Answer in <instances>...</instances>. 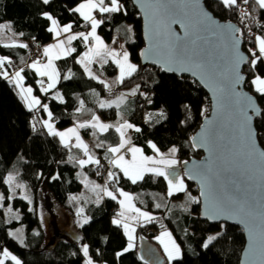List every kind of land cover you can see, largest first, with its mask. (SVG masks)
I'll use <instances>...</instances> for the list:
<instances>
[{
  "label": "trees",
  "instance_id": "1",
  "mask_svg": "<svg viewBox=\"0 0 264 264\" xmlns=\"http://www.w3.org/2000/svg\"><path fill=\"white\" fill-rule=\"evenodd\" d=\"M82 2L84 0H50L44 4L43 0H0V24L10 23L25 45L34 42L43 47L54 40L53 33L48 31L51 22L45 18V13L52 15L61 27L71 24L77 33L89 28V23L73 11ZM104 2L105 6L110 5V0ZM119 3L123 6L119 12L100 16L97 10L96 14L106 19L99 27L104 40L112 43L116 36L120 42L125 40L130 58L137 65V71L123 82H118L119 68L112 61L93 65L98 79L88 76L77 63L87 48L82 39L74 42L72 55L57 62L59 82L54 90L43 94L37 81L27 78V83L41 98V105L33 111L28 110L14 88L0 75V195L4 197L0 202V253L8 250L21 264H86L88 258L83 255L82 247L87 245L93 264H149L141 258V242L136 243L134 250L124 251L129 244L128 237L122 226L112 223L119 217V203L104 196L102 191H91L93 185H99L101 189L110 187L117 195V189L131 194L137 209L154 215L152 221L139 226L138 232L140 238L157 247L162 264H240L246 245L244 231L236 226L203 221L199 215V190L185 175L187 189L175 195L168 194L164 177L155 174H147L132 183L114 171L115 179L109 181L107 176L103 180L95 171V164L81 168L73 151L65 147L59 137L50 136L43 126L48 116L43 105L48 106L58 130L81 119H91L93 115L103 122L120 123L124 119L140 129L139 132L133 129L131 140L148 155L155 153L149 147L151 142L163 154L175 147L181 168L191 159L203 156L193 146L192 138L210 113L208 94L190 78L168 75L141 64L140 54L145 43L140 13L132 0H119ZM206 7L219 20L235 23L240 29L243 51L250 56L244 68L247 90L262 109L255 126L264 149V96L257 93L251 83L257 75L264 78V59L253 69L249 52L256 49L255 37L264 38V9L256 0H248L247 4L237 0V5L232 7H225L221 0H207ZM255 16L260 19L259 25L254 22ZM0 56L11 61V64L6 63L10 73L32 59L27 47L6 46L1 42ZM69 74L71 78L65 79ZM135 87H139L137 95L120 108L99 107V101L109 102ZM58 91L62 93L63 103L53 99ZM99 154L97 160L104 159L111 172L106 150H100ZM182 172L184 174L183 169ZM9 174L26 184L29 200L17 195L12 197L10 186L5 183ZM54 176L59 178L53 179ZM86 176L92 181L86 183ZM46 218L52 227L50 232ZM84 218L88 223L81 226ZM19 228H23V243L10 234L11 230ZM165 231L173 235L181 250V256L173 261L164 256L155 239ZM213 233H217L216 239L205 248ZM121 252L123 255L118 257L117 253ZM5 264L14 262L9 259Z\"/></svg>",
  "mask_w": 264,
  "mask_h": 264
},
{
  "label": "snow or ice",
  "instance_id": "2",
  "mask_svg": "<svg viewBox=\"0 0 264 264\" xmlns=\"http://www.w3.org/2000/svg\"><path fill=\"white\" fill-rule=\"evenodd\" d=\"M50 0H43L44 4H48ZM170 2H175V0H149V6L153 9L154 13H165L167 14L168 11V4ZM181 3L184 4H193L195 5L197 0H180ZM222 4L225 7H232L237 5V0H221ZM256 2L259 4V7L261 9H264V0H256ZM244 3L247 4L248 0H244ZM122 5L119 3V0H110V5L105 6L104 0H84V2L80 3L73 11L77 12L85 22L90 23L91 25V31L87 34L79 33V34H70L67 36L66 40H59V37L62 34L65 33H71L72 25L67 24L63 27L60 26L59 22L53 18L52 15L45 13L44 16L47 20L51 22V26L48 28V31L53 33L54 36L57 38L58 42L54 45H50L43 50L44 57L47 58V63L41 65L39 61L33 62L29 67L33 69L38 76L40 77H47L48 83L45 85L44 80L41 79L38 81L40 85V91L42 93L47 94L51 89H53L56 84L59 82V73L57 72L54 60L60 59L63 56L70 55L75 49L71 47H67L66 45H71L73 40L77 39H83V41L87 44L89 43V40L95 41L94 46L89 47L88 52H86L81 59L77 61V63L81 64V66L84 68L85 72L88 74V76L91 79H98L92 72L89 67L90 64L94 62V60L97 57H111L113 59V62L119 67L120 69V75L118 78V82H123L125 77L131 76L133 73L137 71V68L135 65L129 63L128 60V53H123L121 56L120 53L110 51L106 48L103 41L100 39L99 36L96 35V30L99 27L100 24L103 23L101 20H97L95 16L93 15V12L98 10L100 13H115L119 12L122 9ZM244 15H247L245 12ZM199 16L201 19L197 21V25H203L205 29L215 25L216 29L223 33L228 32L233 37L232 40V46H233V52H234V59L232 61L231 66V72L232 76L228 80L227 87L220 81L223 79H226L224 76V73L220 71L210 70L208 67V63L205 62L202 59H197V57L200 55L199 52L196 51L197 46V40L192 41L193 45V55L191 57H188L185 59L181 55V50L178 49L176 43L172 42L171 39H166L165 41V47L167 48V55L166 57H163L162 59L154 61L155 63H159L162 66V70L165 71H177V72H191L194 76H198L202 81H211V87L213 89L214 96L217 97V110H220L221 104H220V95L224 94L226 91L229 94V96L236 97V105H237V111L236 116L238 117L235 120L234 128L236 133L238 134V139L240 141V144L243 148H246L248 150V155L252 156L255 154L256 149V136L257 132L256 129L252 125L253 116L249 115V111H252L255 115L260 114V109L256 107L254 101L250 96L242 95L241 93L236 91V88L242 83L243 77L239 75V66L241 63H246L247 58L240 55L238 51H236L237 45L239 41L235 38L236 33L239 31L238 29L233 28L231 25H225L221 26L216 24V22L212 19L211 14L207 13L205 11H200ZM173 23H179L181 24V27L185 30V37L189 35V26L184 24L183 21L177 20V19H170L168 23L165 25V36L168 38H171L174 36V34L171 33V25ZM197 25H193V28L197 31L199 28ZM4 25H0V32L3 31ZM217 32H212L211 36H216ZM159 35V33H157ZM198 39V38H197ZM180 37H175V41H179ZM256 49H249V52L253 59L251 60V66L253 69L256 67L257 63L260 62L262 59H264V38L257 36L256 37ZM7 46V45H6ZM19 47H27V45H19ZM257 52L259 55H257ZM142 55H144L142 53ZM5 63L11 64L10 60H6L5 58H0V70L4 68ZM23 72V69L20 71H16L12 74V80L10 82L15 83L16 87L19 89V94L21 99L25 102L27 108L29 111H33L38 106L41 105L40 99H38L36 96L33 95V89L31 87H23V76L21 73ZM0 75H2L5 79L8 78L9 74L7 71H0ZM71 75L65 76V79H70ZM100 83H103L105 87L110 88V85H108L104 81H100ZM252 85L254 86V90L259 93L260 95L264 96V78H261L259 75H257L252 81ZM136 90H133L131 95L136 94ZM53 99H59L61 103H63V98L60 97L58 94L53 97ZM125 97L121 96L116 101L106 102V101H99V107L100 108H110L114 104L118 107L121 103L124 102ZM83 108V101H81V109ZM44 112L47 113L48 119L43 121V126L47 129V132L50 136H56L60 138L61 143L65 146H69V141L72 137H75L76 144L74 145L77 148H81L87 156V159H81L78 162V164L83 168L86 164H96L99 165L100 161L95 159L94 156H92L89 152L88 146L83 143L81 140L78 129L84 128V127H91L93 129H96L100 133L107 132L109 128H112L113 125L105 124L100 121V118L96 115L92 116V120L87 123H80L77 124L75 127L68 129L67 131L61 132L57 131L54 124L51 123L52 119V113L48 109L47 105H43ZM128 129H134L136 132H139L140 129L136 128L134 125L128 122H124L123 124H120L119 126L115 127V130L120 135V143L116 147H108L107 151L111 154L112 159L110 160L111 165L119 169L121 172H123L124 176H126L128 179L132 181V183H136L137 180L142 179L144 173L150 172L155 174L156 176H162L165 180L168 181L169 186V195L173 194L174 192H181L185 191V184L181 177L177 176L173 172H169L168 169L175 166L178 161L174 158H166L162 153H160L159 149L156 148L155 144L149 143V147H151L158 157H145L142 153V150L136 147H128V151L132 154L131 161L126 160L125 156L121 154L122 149L127 147L131 144L130 139L126 137V130ZM194 141L196 138H193ZM209 143V135L208 130L205 129L204 133L200 136V146H205ZM194 146H196L194 144ZM97 147H102V143L98 144ZM177 152V149L175 147L170 149V156L174 157ZM259 158L262 163H264V152H260ZM71 159V158H70ZM204 169H206L207 173L211 172V167L208 165L203 166ZM206 172L202 171L197 174H192L191 170L186 172L185 174L188 175L189 179H200L201 185H202V192L201 195L206 196L207 199L211 202V214L205 213L206 215H209L210 219H216L221 215H224L227 211L225 208H223L218 203L214 202V198L212 197L211 193V184L208 181ZM58 176H54L53 179H58ZM115 173L109 172L108 173V180L112 181L115 179ZM15 180V177H13L11 174L7 177L5 183H7L10 187L13 184ZM17 187H24L23 185H17ZM92 191L94 192H103L104 196H107L111 198L112 200H117V196L111 192L108 191L107 188L101 189L99 185H93ZM117 192L121 197H123L122 200H118V203L120 204L121 208L125 211H132L136 212L139 217H143L145 221H152L154 217L149 216L147 213H142L139 211V209H136L132 204V197L128 195L127 193L117 189ZM26 199V197H23ZM4 197L0 195V202H2ZM71 199H77L76 197H72ZM99 195H98V201L99 202ZM233 203H236L233 201ZM125 211H121L118 213V216L121 217L119 219H113L112 223L117 226H122L124 228L125 234L128 237L129 244L127 248L124 251H129L133 247V232L134 228H131L128 223H124V220L127 219L125 217ZM243 211V206H239L236 211H232L226 218H233V216L238 215L239 212ZM9 212H11V209H9ZM80 213L83 212V209L79 210ZM243 222V221H241ZM88 223V219L84 218L81 222V226L83 224ZM262 223H264V215H262ZM11 234V233H10ZM15 235V234H11ZM250 236H252V233H249ZM262 235H264V228H262ZM216 237H209L207 243H205L204 247L207 248L209 244L212 243L213 240H215ZM158 240L160 243L164 246L165 252L169 257V260L175 259L179 257L180 250L179 247L175 244V242L171 239V234L164 232L160 237H158ZM21 243L23 241L21 240ZM83 255L88 258L86 260V264H93L92 259L89 257V249L87 245H84L82 247ZM123 255V252L117 253V256ZM10 259L14 262V264H21V261L17 259L15 256H12L7 250H4L2 253H0V264H5V260ZM261 264H264V257L261 259Z\"/></svg>",
  "mask_w": 264,
  "mask_h": 264
},
{
  "label": "water",
  "instance_id": "3",
  "mask_svg": "<svg viewBox=\"0 0 264 264\" xmlns=\"http://www.w3.org/2000/svg\"><path fill=\"white\" fill-rule=\"evenodd\" d=\"M134 6L138 9L142 19V30L145 47L140 54V61L143 66H152L168 75L177 77H187L196 81L208 94L211 102V110L208 116L203 119L199 130L192 138V144L203 156L200 159H191L183 164L184 175L190 183L197 186L199 190L200 211L199 215L203 221L211 225H231L241 228L245 233L246 245L242 252L240 264H261L264 257V235H262V215H264V163L259 158V153L264 152L256 136L255 154L248 155V150L243 148L235 131L234 123L238 118L236 116L237 105L236 97L229 96L227 91L220 95V110H217V97L213 94L210 86L211 81H202L198 76L191 72H177L162 70V66L154 61L162 59L167 55L165 47L166 39H171L176 43L181 55L187 59L193 55L192 41L197 40L196 51L200 53L197 59H202L208 63L210 70L224 73L226 79L220 82L227 87L228 80L232 76L231 66L234 59L232 46L233 37L228 32H219L215 25L205 29L203 25H197L201 19L200 11L211 14L216 24L225 26L231 25L238 29L236 39L239 41L236 51L247 58L246 63L239 66V75L243 77L242 83L236 88V91L242 95L252 98L256 107L260 109L257 116L252 111L249 115L253 116L252 125L256 129L255 121L262 115V109L256 97L247 90V77L244 68L249 64L250 56L243 51V38L239 35L240 29L237 24L224 22L216 18L206 7L207 0H197L196 4H184L180 0L168 4L167 14L154 13L149 6V0H132ZM170 19H177L188 25L189 35L185 37V30L179 23L171 25L173 37L165 36V25ZM197 25L199 30L193 28ZM217 32L216 36H211L212 32ZM159 33V35H157ZM175 37H180L175 41ZM198 38V39H197ZM142 53L144 55H142ZM208 130L209 143L200 146V136ZM211 167V172L207 173L203 166ZM191 170L192 174L202 171L206 172L208 181L211 184V193L214 202L221 205L227 211L224 215L216 219H210L211 202L206 196L201 195V180L189 179L185 173ZM235 201L236 203H233ZM239 206H243V211L233 218H226L232 211H236ZM209 213L206 215L205 213ZM243 221V222H241ZM252 233V236L249 233ZM141 258L149 264H162V256L154 245L142 241L140 247Z\"/></svg>",
  "mask_w": 264,
  "mask_h": 264
},
{
  "label": "crops",
  "instance_id": "4",
  "mask_svg": "<svg viewBox=\"0 0 264 264\" xmlns=\"http://www.w3.org/2000/svg\"><path fill=\"white\" fill-rule=\"evenodd\" d=\"M70 34H79V33L75 32V31L73 30V28H72L71 33H65V34H62V35L59 37V40H66L67 36L70 35ZM53 35H54V34H53ZM21 40H22V39H21ZM22 41H23V40H22ZM75 41H76V40H73L72 43H71V45H66V46L75 49V46H74V42H75ZM82 41H83V39H82ZM23 42H24V41H23ZM57 42H58V40H57V38L54 36V40H53L50 44H48V45H46V46H43V48H42V54H41V59H36V60H32V59H31V60H30L28 63H26L22 68L16 70V71H20L21 69H23V72L21 73V75L23 76V78H25V83H27V78H28V77H32V78H34V79L37 81V83H38V81H40L41 79H43L45 85H47V83H48V79H47V77H40V76H38L37 73H36L33 69H31V68L29 67V65H31V64H32L33 62H35V61H39L41 65L46 64V63H47V58L44 57V55H43V50H44V48H46V47H48V46H50V45H54V44H56ZM83 42H84V41H83ZM90 42H91V39L89 40V45H90ZM84 43H85V42H84ZM24 44H25V42L23 43V45H24ZM20 45H21V44H20ZM85 45L87 46L88 44L85 43ZM16 46H19V45H16ZM73 53H74V51H73L70 55H72ZM70 55H68V56H63V57H61L60 59H56V60H54V65H55V68H56V70H57L58 73H59V70H58V67H57V62L60 61V60H62V59H65V58L69 57ZM83 55H84V54H83ZM83 55H82V56H83ZM82 56H81V57H82ZM108 61H111V60H108ZM108 61H107V62H108ZM95 64H96V63L91 64V68H90V69H91L92 72H93L92 67H93V65H95ZM97 65H100V64H97ZM101 65H102V64H101ZM16 71H13L12 73H10L9 78H10L11 80H12V74H13L14 72H16ZM11 80H8L9 84L14 88V91L16 92V94H17V95L19 96V98L21 99L20 94H19V90H17L15 83L10 82ZM57 84H58V83H57ZM57 84H56V86H57ZM56 86H55L53 89H51L50 91L54 90V89L56 88ZM38 88H39V90H40V86H39V84H38ZM136 89H138V90L136 91V94H135V95H131L130 93H132V91H133V90H136ZM50 91H49V92H50ZM138 91H139V87H135V88H133L132 90H129V91H125V92H123L119 97L124 96V97H125L124 102H126L128 99H131V98H133L134 96H136L137 93H138ZM34 94H35V93H34ZM43 94H45V93H43ZM57 94H58L60 97L63 98L61 92H59V91L56 92V93L54 94V96H56ZM34 96H36L38 99H40V97H39L37 94H35ZM54 96H53V97H54ZM119 97H117V98H115V99H112V100H110L109 102H111V101H116ZM21 100H22V99H21ZM56 100L60 101L59 99H56ZM40 101H41V100H40ZM22 102L25 104V102H24L23 100H22ZM124 102H123V103H124ZM123 103H121L118 107L114 104L113 107H115V108H120V107L122 106ZM25 105H26V104H25ZM26 107H27V106H26ZM83 107H84V105H83ZM91 120H92V118H91V119H88V120H86V119H81L80 121L73 123L72 126L66 128V129H63V130H58V129H56V130H57V131L64 132V131H67V130L70 129V128L75 127L77 124H80V123H87V122H90ZM100 121H101V120H100ZM101 122H102V123H105V124L113 125V127H112V128H109V130H108L107 132H104V133H100L99 131H97L96 129H93V128H91V127H84V128H79V129H78V134H79L81 140L83 141V143L86 144V145L88 146V149H89L90 154H91L92 156H94L95 159H97V158L99 157V155H100V154H99V151H100V150H106V153H107V155H108V157H109V163H110V160L112 159V156H111L110 153H108L107 149H108V147H116V146L119 145V143H120V135H119V133L116 132L115 127H116V126H119L120 124H123V123L125 122V120L122 119V121H121L120 123H114V122H103V121H101ZM126 122H127V121H126ZM55 128H56V127H55ZM86 130H87V133L84 132V131H86ZM132 131H133V129H128V130H126V137H127L128 139H130L131 144L128 145L127 147H125L124 149H122L121 154H123V155L125 156V159H126V160H129V161H131V159H132V154H131V152L128 151V147H136V148H139V149L142 150V153H143V155H144L145 157H153V158H157V159H158V157H157V155H156V152L153 153V154H151V155H148V154H146V153L144 152V150H143L141 147L135 145V144L132 142V140H131V133H132ZM101 143H102V147H97V145H98V144H101ZM75 144H76L75 137H72L71 140L69 141V146H68V148H70V149L73 151V156H74L75 158H77L78 161L81 160V159H85V160H86V159H87V156H85L83 150H82L81 148H77V147H75V146H74ZM162 154H163V153H162ZM163 155H164L166 158H174V159H176V160L178 161V163H177L175 166H173L172 168L168 169V171L170 172V170H171V171L174 170V173H175L177 176H179V172H180V171L182 172V168H181V166H180V164H179V160H178L177 156L175 155L174 157H171L170 154H169L168 152H167V153H164ZM90 165H93V164H86L83 168H86V167H88V166H90ZM110 166H111V168H112L111 172H114V171L116 172V171H117V172L121 173L122 175H124L123 172H121L119 169L114 168V167L111 165V163H110ZM182 173H183V172H182ZM147 174H153V173L146 172V173H144L143 178H144V176H146ZM180 175H181V174H180ZM124 177H126V176H124ZM126 178H127V177H126ZM143 178H142V179H143ZM142 179L137 180V182L140 181V180H142ZM129 180H130V179H129ZM85 181H86V183H88V182H91L92 179H89V178L86 176ZM130 181H131V180H130ZM166 181H167V180H166ZM167 182H168V181H167ZM90 186H91V185H90ZM186 189H187V187L185 186V190H186ZM91 191H92V188H91ZM182 192H184V191H181V192H174V193L171 194V195L179 194V193H182ZM168 194H169V186H168ZM115 195H117V194L115 193ZM117 197H118V198H117V201L123 199V197H121L120 195H117ZM132 202H133V203H132ZM131 204L135 207V205H134V201H133V198H132ZM118 205H119L120 212H121V211H125V210H123V209L121 208L120 204H118ZM135 208H136V207H135ZM136 209H137V208H136ZM139 211H141V210H139ZM126 212H129V213H128V216H125V217H127V219L124 220V223H128L129 226H130L131 228H134V232H133V237H134V239H133V241H132V243H133V247H132V249H131V250H134V249L136 248V243H137V242L139 241V239H140V236H139L140 234H139V232H138V228H139V226H140L141 224H143L144 222H147V221H145V220L143 219V217H139V216L137 215L136 212H132V211H126ZM149 216L154 217L153 214H151V215H149ZM119 218H121V217H118L117 219H119ZM123 229H124V228H123ZM159 244H160V243H159ZM160 246H161V245H160ZM179 250H180V249H179ZM163 253H164V256H165L167 259H169V257H168V255L166 254V252L163 251ZM180 254H181V250H180ZM180 256H181V255H179V257H180ZM179 257H177V258H179ZM177 258H175V259H177ZM175 259H173V260H175ZM173 260H170V261H173Z\"/></svg>",
  "mask_w": 264,
  "mask_h": 264
},
{
  "label": "rangeland",
  "instance_id": "5",
  "mask_svg": "<svg viewBox=\"0 0 264 264\" xmlns=\"http://www.w3.org/2000/svg\"><path fill=\"white\" fill-rule=\"evenodd\" d=\"M97 11V10H96ZM96 11H94L93 12V15L95 16V18L97 19V20H101V21H103V19H101V17H99V14H100V16H102L104 13H100L99 12V14H96ZM104 18V17H103ZM0 25H4L5 27H4V29H3V31L2 32H0V42L1 43H3L4 45H7V46H16V45H20V44H23L24 42L21 40V37H20V35L19 34H17L14 30H13V28H12V25L10 24V23H3V24H0ZM102 24H100L99 25V27L101 26ZM99 27L97 28V30H96V35L97 36H99L100 37V39L103 41V43H104V45L106 46V48L108 49V50H110V51H114V52H117V53H120L121 54V56L123 55V53H128V60H129V63H131V64H133V65H135L136 66V68H137V65L135 64V63H133L132 62V60H131V58H130V54H129V51H128V48H127V42L125 41V40H123L122 42H120V40H119V38H118V36H116L115 38H114V40H113V42L112 43H108L106 40H104V38L101 36V34L99 33ZM91 31V25H90V23H89V28L87 29V30H85L83 33L84 34H87V33H89ZM91 39V38H90ZM255 39H256V37H255ZM88 45H87V48H86V51L84 52V54L86 53V52H88V49H89V47H92V46H94V44H95V41H93V40H91V42H90V45H89V43H87ZM25 45V44H24ZM256 47H257V45H256ZM43 48V47H42ZM0 58H2L1 56H0ZM6 59V58H5ZM39 59H41V57L39 58ZM81 59V58H80ZM7 60V59H6ZM32 60H36V59H32ZM108 60H111L112 62H113V59L111 58V57H103V58H101V57H97L95 60H94V62L92 63V64H94V63H96V64H105V63H107V61ZM89 67L91 68V64L89 65ZM119 68V67H118ZM2 70H4V71H7L8 72V74H9V76H10V72L7 70V67H6V63H5V65H4V68L2 69ZM92 72V71H91ZM93 73V72H92ZM94 74V73H93ZM95 75V74H94ZM119 75H120V69H119ZM9 76H8V78L7 79H5L4 77V79L6 80V81H8V80H11L10 78H9ZM126 78V77H125ZM37 84H39V83H37ZM40 86V85H39ZM23 87H31L32 89H33V95H35L34 94V87L31 85V84H28V83H25V78H24V80H23ZM17 88V87H16ZM17 90H19L18 88H17ZM40 100H41V98H40ZM47 119H48V116H47ZM46 119V120H47ZM51 123H53L54 124V126H55V123L52 121V119H51ZM168 153H170V151L168 152ZM176 155V154H175ZM99 160V159H98ZM179 164H180V166H181V163L179 162ZM170 172H173L174 173V170H170ZM181 174V175H180ZM179 177H181L182 179H183V181H184V184H185V186L187 187V184H186V181H185V177H184V174L180 171L179 172ZM17 185H23L24 187H17ZM10 189H11V191H12V197L13 196H20V197H26V199H28L29 200V195H28V189H27V187H26V184L25 183H23V182H18L16 179L14 180V182H13V184L11 185V187H10ZM107 190L108 191H111V192H113L114 194H115V192H114V190H112L110 187H107ZM122 191V190H121ZM124 192V191H123ZM126 193V192H125ZM128 195H130L132 198H133V196L131 195V194H129V193H127ZM117 196V195H116ZM118 198V197H117ZM133 203V202H132ZM136 207V206H135ZM140 212H142V213H147L148 215H151L152 213H149V212H146V211H140ZM59 213V212H58ZM128 213L129 212H126L125 211V216H128ZM46 221H47V223H48V228L49 229H47L49 232L52 230V227H49V220L46 218ZM165 232H167V233H170V232H168V231H165ZM10 233L11 234H15V235H12V236H14L17 240H22L23 241V239H22V236H23V228H19V229H17V230H11L10 231ZM148 233H150V231L148 232ZM162 233H164V232H162ZM162 233H160L157 237H155V239L160 243V241L158 240V237H160L161 235H162ZM171 234V233H170ZM213 236H217V233H213V234H211L209 237H213ZM209 237H208V239H209ZM171 239L175 242V244L178 246V243L176 242V240H175V238L173 237V235L171 234ZM142 241H143V238H140L139 239V242H141V244H140V247H141V245H142ZM208 241V240H207ZM207 241H206V243H207ZM160 247H161V249L165 252V249H164V246L160 243ZM179 247V246H178ZM180 249V248H179ZM8 251V250H7ZM9 252V251H8ZM12 256H15V254H13V253H11V252H9ZM181 255V254H180ZM16 258H17V256H15ZM18 259V258H17ZM7 260H9V259H6L5 260V262L7 261ZM173 260V259H172Z\"/></svg>",
  "mask_w": 264,
  "mask_h": 264
},
{
  "label": "built area",
  "instance_id": "6",
  "mask_svg": "<svg viewBox=\"0 0 264 264\" xmlns=\"http://www.w3.org/2000/svg\"><path fill=\"white\" fill-rule=\"evenodd\" d=\"M102 19H103V21L106 20L103 17H102ZM254 22L259 25L260 24L259 17L255 16L254 17ZM27 48H28V51L31 54V58L32 59H39L41 57V54H42V47L41 46L37 45L34 42H30V43H28ZM99 161H100L99 165L95 164V171L104 180V179L107 178L108 173H109V170H108V167H107L108 164H107V162L104 159H100ZM116 211H118V210H116ZM150 233H152V232L150 231Z\"/></svg>",
  "mask_w": 264,
  "mask_h": 264
}]
</instances>
